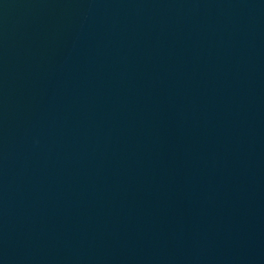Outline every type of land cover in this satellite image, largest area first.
Instances as JSON below:
<instances>
[{"label": "water", "instance_id": "1", "mask_svg": "<svg viewBox=\"0 0 264 264\" xmlns=\"http://www.w3.org/2000/svg\"><path fill=\"white\" fill-rule=\"evenodd\" d=\"M0 264H264V0H0Z\"/></svg>", "mask_w": 264, "mask_h": 264}]
</instances>
